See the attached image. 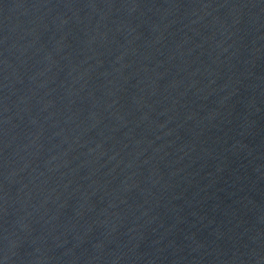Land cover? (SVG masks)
Masks as SVG:
<instances>
[{"label": "water", "instance_id": "obj_1", "mask_svg": "<svg viewBox=\"0 0 264 264\" xmlns=\"http://www.w3.org/2000/svg\"><path fill=\"white\" fill-rule=\"evenodd\" d=\"M0 264H264V0H0Z\"/></svg>", "mask_w": 264, "mask_h": 264}]
</instances>
